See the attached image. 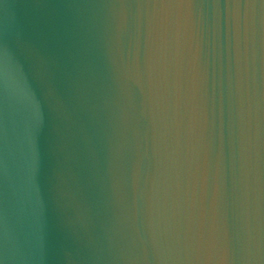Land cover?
<instances>
[{
	"label": "water",
	"instance_id": "water-1",
	"mask_svg": "<svg viewBox=\"0 0 264 264\" xmlns=\"http://www.w3.org/2000/svg\"><path fill=\"white\" fill-rule=\"evenodd\" d=\"M0 264H264V0H0Z\"/></svg>",
	"mask_w": 264,
	"mask_h": 264
}]
</instances>
